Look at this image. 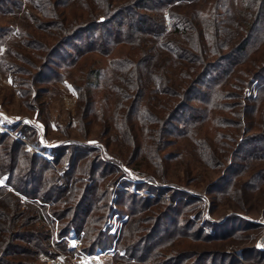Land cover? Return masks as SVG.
<instances>
[{
    "label": "trees",
    "instance_id": "obj_1",
    "mask_svg": "<svg viewBox=\"0 0 264 264\" xmlns=\"http://www.w3.org/2000/svg\"><path fill=\"white\" fill-rule=\"evenodd\" d=\"M12 1L0 0L2 11ZM18 1L20 5L21 0ZM196 1L36 0L43 14V18L34 16L36 26L40 30H51L49 34L53 36V41L48 43L30 36L31 39L20 42L43 53L39 55L41 61L38 64L32 62V66L37 67L30 86L38 83L32 88L33 96L47 91L46 87L39 84L62 80L59 68L65 66L67 72L72 71L86 63L87 59L80 60L82 57L96 53L110 57L106 65L95 66L87 71L83 80L80 79L81 73L71 78V86L82 108L78 118L84 119L92 111L94 90L110 89L114 95V122L106 118L102 123L107 133L114 130L113 141L120 149L131 146L129 159L138 156L141 150L143 155L150 149L160 158L159 151L171 143V139L188 136L193 127L210 117L217 126L220 122H226L243 131L232 156L263 160L264 0H247L246 15L232 29L225 25L227 21L224 15L230 10V0H216L221 2V11L216 8L219 3L213 4L208 11L192 7ZM165 12L168 16H164ZM166 17L170 19L169 30ZM120 46L127 47L126 51L111 57L113 50ZM255 50L258 53H254L250 61L245 63ZM171 61L173 64L169 66ZM242 72L245 77H241ZM254 81L257 91L255 97L242 94L243 100H227L238 98V95L241 97L236 90L243 91ZM228 85H233L236 90H228ZM228 110L234 117L231 121L221 116V112L216 114V111ZM253 127H259V132H252ZM141 132L145 136L142 140ZM216 135L223 134L217 132ZM209 140L205 137L198 140L206 160L214 157L215 151L221 147L209 143ZM20 149L21 144L17 140H7L5 135L0 134V178L6 175L5 182L12 185L14 191L1 188L3 192L0 193V199H13L12 220L18 215L25 216L17 220L16 225L13 221H7L12 224L6 228H10V238L1 244L0 264H42L35 262V253L42 251L53 255V252L47 251L49 230L40 233L37 228L30 226L32 213L39 212L42 206H48L50 213L60 221L59 237L66 236L72 230L77 234L83 231L80 237L83 251L92 253L98 247L111 245L112 236L101 229V222L106 217V201L101 204L96 187L91 188L80 176L71 175L78 161L91 148L76 142L62 144L57 160L67 152L70 164V171L63 174L53 172V168L44 161H41V167L38 156L28 155ZM234 158H230L228 166L231 171L239 167ZM113 161L101 152L96 153L89 160V174L96 172L101 177L107 169L105 165L114 164ZM45 170L51 173L47 174ZM225 176L210 184V187L215 188L213 185ZM17 192L30 201L24 207L26 211L20 209L23 207L21 203L25 201H21ZM170 197L176 201L175 206L166 205L155 213V220L147 228L149 231L127 240L121 236L118 240L117 248L119 246L128 255L127 262L182 264L190 257L187 250L173 256L163 250L166 244L177 239L168 240V235L187 237L196 233L190 230L192 223L188 219L179 224L176 216L178 212H183V203L189 201L187 193L175 188ZM118 198L121 201L128 199L124 207L133 215L137 214L135 210L151 205L149 195L141 197L118 190ZM156 202L158 199L153 204ZM5 214L6 210L0 207V228ZM61 242L62 247L67 248L65 240ZM18 254L27 259L8 258L9 255ZM229 256L224 252L205 250L187 264H224ZM208 259L210 261L206 263Z\"/></svg>",
    "mask_w": 264,
    "mask_h": 264
},
{
    "label": "rangeland",
    "instance_id": "obj_2",
    "mask_svg": "<svg viewBox=\"0 0 264 264\" xmlns=\"http://www.w3.org/2000/svg\"><path fill=\"white\" fill-rule=\"evenodd\" d=\"M221 2L198 0L192 7L208 11L213 4L219 3L216 8L221 11ZM229 2V14L228 12L224 14L227 21L225 25L232 29L246 15L248 1L230 0ZM2 6L0 5V119L6 124L8 132L0 134L5 135L7 140H17L21 144L20 150L28 155L35 154L40 158L38 164L41 167H43L41 161H44L53 168V172L58 174L70 171L67 152H64L59 161L57 160L58 150L62 144L76 142L90 147L91 151L78 161L77 168L71 175L80 176V179L85 184L91 185V188L96 187L101 204L106 201V217L101 222V229L112 236V244L108 247H98L92 253L85 252L82 250L80 241L83 231L77 234L72 230L66 236L59 237L60 221L50 213L48 206H42L39 212L32 213L33 221L30 226L37 228L40 233L45 229L49 230L47 251L53 252V255L42 251L37 252L34 254L35 262L131 264L127 262L128 255L125 251L119 246L117 248L118 240L121 236L127 240L129 237H138L149 231L147 228L155 220V213L161 208L164 209L166 205L175 206L176 201L170 196L172 190L180 188L187 193L189 201L183 203V212L181 214L178 212L176 216L179 224L188 219L192 223L190 230L193 229L196 233L187 237L168 235L166 237L168 240L177 239L163 248L167 254L173 256L187 250L190 257H187L182 264L189 263L199 252L205 250L230 255L224 264H228L229 260L230 264H264V172H260L264 170V159L255 161L252 158L240 159V157L232 156L237 142L243 135V131H240L238 126L228 125L226 122H220L217 126L209 117L207 121L204 120L200 125L193 127L188 136L171 139V143L159 151L160 158L150 149L143 155L141 150L138 156L129 159L131 146L120 149L119 145L113 141L114 130L107 133L104 130L105 124L102 123L106 118L114 122L112 114L115 105L112 91L110 89L94 90L92 111L84 119H79L78 114L82 112V108L71 86L72 77L80 76L81 73L80 79L83 80L87 71L96 68L95 66L104 67L110 57L90 53L80 59H87L86 63L73 68L72 71L67 72L65 66L59 68L62 80L39 84L46 87L47 91H41L37 97H34L32 88L35 87V83L32 86L30 83L37 66H32V62L38 64L41 61L39 55L43 53L35 48L24 46L20 42L33 37L35 40L51 43L53 41V36L49 34L51 30H40L36 26L34 16L39 15L43 18L36 0H21L20 5L19 1L14 0L4 11ZM167 14L165 12L164 16H168ZM166 18L167 30H169L171 29L170 19ZM262 46L258 48L262 49ZM126 49L125 46L117 47L110 56L122 55ZM254 53L258 52L256 50L251 52L244 62L248 63ZM173 61L175 62V59ZM173 61L169 66L173 64ZM238 71L239 68L236 72ZM243 72L241 77H245ZM252 84L243 91L228 85L226 87L228 90H236L241 97L238 95V98L227 100H234L233 102L243 100L242 94L255 97L257 93L255 81ZM220 112L227 121L234 119L229 110L216 111V114ZM259 130V127L251 129L252 132H259ZM15 131H18L20 139H17L15 134L9 133ZM217 132L223 135L218 136ZM201 137L210 138L209 143L221 146L215 151V156L209 160H206L201 153L202 149L198 141ZM143 138L145 136L141 132L140 139ZM105 140L108 142L105 143ZM98 152L114 160V164L105 165L107 169L103 171L104 174L101 177H98L100 173L89 174V160ZM99 156L101 157V154ZM232 157H235L234 159L239 163L236 171L228 168ZM49 173L51 172L48 171L47 174ZM224 174L226 176L213 185L215 188H211L210 184L219 180ZM5 177L6 175L0 178V193L3 192L1 190L3 187L6 191L14 192L12 185L5 182ZM116 178L117 181H115ZM118 190L141 197L149 195L151 205L142 210H135L137 214L133 215L124 207L128 199L124 198L121 201L118 198ZM19 196L22 202L25 201L21 203L23 207L20 209L26 211L27 208L24 207L30 201L23 195ZM156 199L158 202L153 204ZM13 206L12 198L0 199V207L6 210L5 220H1L0 249L1 244L10 238L8 237L10 228H6L12 224H8L7 221H13L16 225L17 220L20 221L25 217L18 215L12 220ZM103 211H105L104 208ZM25 213L28 214V212ZM138 216L141 217L137 218ZM98 225L99 222L96 226ZM61 240H65L67 248L62 247ZM20 245L23 246V244ZM9 256L11 260L27 259L20 254ZM209 261V259L206 260V263Z\"/></svg>",
    "mask_w": 264,
    "mask_h": 264
},
{
    "label": "built area",
    "instance_id": "obj_3",
    "mask_svg": "<svg viewBox=\"0 0 264 264\" xmlns=\"http://www.w3.org/2000/svg\"><path fill=\"white\" fill-rule=\"evenodd\" d=\"M7 126H6V124H4L3 123V120H1L0 119V133H4V132H8V130H7V128H6ZM10 134L12 133V134H15L16 136V138L18 139H20V137H18L19 136V133H18V131H15L14 133L13 132H9Z\"/></svg>",
    "mask_w": 264,
    "mask_h": 264
}]
</instances>
